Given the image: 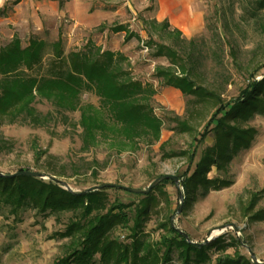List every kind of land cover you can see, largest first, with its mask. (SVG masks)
<instances>
[{
    "label": "rangeland",
    "instance_id": "obj_1",
    "mask_svg": "<svg viewBox=\"0 0 264 264\" xmlns=\"http://www.w3.org/2000/svg\"><path fill=\"white\" fill-rule=\"evenodd\" d=\"M262 3L264 0H0V50L16 39L25 47L38 38L48 44L61 39L66 56L86 50L120 55L125 58L123 69L155 91L151 106L163 120L162 136L155 145L141 142L137 150L118 153L112 145L116 142L100 139L98 147L86 152L81 131L62 121L50 103L39 101L37 110L52 115L49 127L4 123L0 139L8 146L0 148V172H57L62 176L54 177L77 193L115 186L108 191L110 202L132 206L141 198L123 188L143 190L159 176H177L179 186L171 180L153 190L154 202L143 223L147 236L159 241L170 226L199 246L222 237L234 246L225 252L210 250L213 263L226 255L252 260L251 254L264 263V115L227 120L248 132V145L228 161L210 167L207 178L217 182L206 195L187 194L183 185L215 143L212 118L254 81L264 80ZM167 46L175 51L176 60L163 56ZM183 69L208 95L187 97L166 85L158 73L165 70L182 77ZM83 101L99 105L98 98L88 93ZM66 115L74 124L80 119L78 112ZM184 121L187 129L183 130L179 122ZM34 141L48 152L39 159ZM64 221L39 216L31 209L17 215L1 211L0 264H53L65 254L68 243L58 234L64 230ZM116 231L120 241H128L127 229L120 226ZM169 264H182L177 251Z\"/></svg>",
    "mask_w": 264,
    "mask_h": 264
},
{
    "label": "trees",
    "instance_id": "obj_2",
    "mask_svg": "<svg viewBox=\"0 0 264 264\" xmlns=\"http://www.w3.org/2000/svg\"><path fill=\"white\" fill-rule=\"evenodd\" d=\"M63 46L61 39L48 44L37 38L21 47L16 39L0 50V128L4 123H27L35 129H47L52 115L36 108L39 101H46L62 121L81 131L83 151L98 147L100 139L110 144L116 142L112 145L118 153L127 148L137 150L141 142L151 146L160 141L163 120L151 106L155 91L134 80L131 73L123 69L125 58L99 50L71 52L66 56ZM163 50V56L176 60L172 48L167 46ZM158 73L166 80V85L187 97L203 99L208 95L188 78L184 69L182 77L171 71L159 70ZM85 93L97 97L99 105L83 101ZM76 112L80 119L74 124L66 114ZM218 112L211 121L215 122L213 147L196 164L195 172L183 181L187 194L206 195L217 182L207 178L210 167L228 161L248 145V132L227 120L238 122L255 114L264 115V80L254 81L238 99ZM179 126L187 129L185 121L179 122ZM4 146L8 145L0 139V148ZM32 147L37 159L48 153L35 141ZM24 171L30 170L21 169L12 174ZM53 173L44 174L50 178L47 180L21 174L0 176V212L7 210L17 215L31 209L39 216L66 220L64 230L58 232L68 240L65 254L53 264H169L174 251L182 264H253L251 259L230 255L217 257L213 263L208 254L210 250L225 252L234 246L233 242H224L222 237L199 246L187 242L170 226L159 241L154 242L147 236L143 223L152 208L154 191L171 181L158 184L149 194L137 195L141 202L132 206L120 201L110 202L108 191L115 186L77 193L55 183V177L62 175ZM120 226L129 231L127 242L120 241L116 234Z\"/></svg>",
    "mask_w": 264,
    "mask_h": 264
},
{
    "label": "water",
    "instance_id": "obj_3",
    "mask_svg": "<svg viewBox=\"0 0 264 264\" xmlns=\"http://www.w3.org/2000/svg\"><path fill=\"white\" fill-rule=\"evenodd\" d=\"M18 174H21V175H24V176H33V177H36V178H38V179H50L49 177H47V176H45L44 174H40V173H36V172H33V171H24V172H19V173H16V174H12V175H10V177H12V176H14V175H18ZM0 176H5V174L4 173H2V172H0ZM173 181L174 183H175V185H177V186H179L180 185V179H179V177H177V176H174V175H171V176H169V175H164V176H159V177H157V179L156 180H154L149 186H148V188L147 189H143V190H140V189H134V188H123L124 190H126L127 192L129 191V192H131V193H133V194H136V195H146V194H149V193H151L156 187H157V185L158 184H160V183H162V182H164V181ZM54 182L55 183H58V184H60V185H62V187H64L65 189H67V190H69V191H73L72 189H70L69 187H68V185L67 184H65L64 182H62V181H60V180H58V179H54ZM104 187H108V186H101V187H99V188H93V189H89L88 190V192H96V191H99L100 189H102V188H104ZM74 192V191H73ZM180 199H182V194H180ZM180 211H181V209H179V211H178V213H180ZM178 231H179V233H181L185 238H186V240L187 241H190L189 240V237H188V235H185L181 230H179L178 229ZM252 255V262L254 263V264H264V263H262V262H259L258 260H257V258L253 255V254H251Z\"/></svg>",
    "mask_w": 264,
    "mask_h": 264
}]
</instances>
